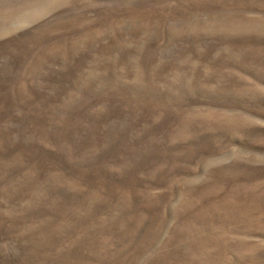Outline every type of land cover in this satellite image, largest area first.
Listing matches in <instances>:
<instances>
[{
	"label": "rangeland",
	"instance_id": "1",
	"mask_svg": "<svg viewBox=\"0 0 264 264\" xmlns=\"http://www.w3.org/2000/svg\"><path fill=\"white\" fill-rule=\"evenodd\" d=\"M0 264H264V0H0Z\"/></svg>",
	"mask_w": 264,
	"mask_h": 264
}]
</instances>
